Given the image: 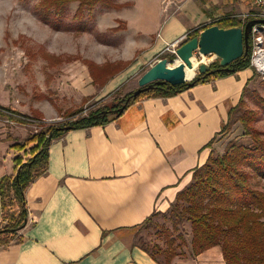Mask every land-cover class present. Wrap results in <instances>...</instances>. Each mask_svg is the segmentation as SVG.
<instances>
[{"label": "crops", "instance_id": "0c3cea01", "mask_svg": "<svg viewBox=\"0 0 264 264\" xmlns=\"http://www.w3.org/2000/svg\"><path fill=\"white\" fill-rule=\"evenodd\" d=\"M190 6L161 0L157 17L140 20L138 31L152 37L149 48L108 80L102 93L126 87L160 58L166 44L189 31L250 10L248 0H197ZM253 75L248 69L173 97L144 98L103 126L53 140L46 172L25 192L22 240L0 249V264H159L135 245L137 229L155 212L168 211L191 183ZM17 156L11 144L0 145V186L14 174ZM1 201L0 189V226ZM172 264L226 262L214 247Z\"/></svg>", "mask_w": 264, "mask_h": 264}, {"label": "rangeland", "instance_id": "374dc122", "mask_svg": "<svg viewBox=\"0 0 264 264\" xmlns=\"http://www.w3.org/2000/svg\"><path fill=\"white\" fill-rule=\"evenodd\" d=\"M46 1L0 0V145L12 147L33 137L46 138L52 127L70 125L98 110L112 109L138 89V79L148 70L137 73L126 87L115 92L100 90L149 48L152 37L138 31V22L157 17L161 0H112L117 7L102 2L81 6L71 1L61 2V9L48 8ZM180 1L189 8L197 0ZM253 11L250 5L248 14ZM162 57L174 66L175 58L171 60L167 54L161 53L155 62ZM193 60L197 67L219 63L215 56L203 58L199 53ZM106 68L108 71H103ZM186 68L196 69L191 64ZM253 73L238 114L251 113L250 129L264 139V79ZM101 74L107 76L92 83ZM244 133L242 124L235 123L218 137L217 152L223 153L230 141L250 143L251 138ZM32 146H27L26 153L19 152L24 161H28ZM10 211L16 214L19 207ZM169 211L159 212L141 225L136 241L149 245L151 250L154 245L165 248L161 233L164 227L176 239L178 252L187 255L189 249L183 241H189V224L174 227L168 219Z\"/></svg>", "mask_w": 264, "mask_h": 264}, {"label": "trees", "instance_id": "16d2710c", "mask_svg": "<svg viewBox=\"0 0 264 264\" xmlns=\"http://www.w3.org/2000/svg\"><path fill=\"white\" fill-rule=\"evenodd\" d=\"M71 1L80 2L81 6H93L96 2H102L109 7L118 6L112 0H51L52 4L47 0L45 5L48 4V8H58L61 2ZM243 24L236 16H227L189 31L184 43L215 25L222 29H231L242 27ZM164 58L167 57H162ZM174 58L175 56L170 57L171 60ZM250 61L251 50L229 66L234 72L223 70L219 63L210 65L211 73L198 74L191 81V88L251 69ZM103 71H108V68ZM106 76L107 74L97 76L93 83L101 82ZM191 88H188L187 84L171 86L156 82L137 97H134L133 93L124 97V102L121 103L120 100L112 109L98 110L70 125L52 127L46 138L33 137L23 144L13 145L12 149L25 153L27 146H33L30 147L28 161H24L22 156H17L14 159V174L4 177L1 181L3 225L0 226V249L22 240L20 232L28 222L25 192L46 172L49 146L53 140L70 130L103 126L111 119L121 116L141 99L173 97ZM242 103L243 98L229 111L228 121L217 136L225 134L235 123L240 122L245 131L244 135L250 137L251 142L247 144L230 141L221 154L213 147L217 137L209 143L211 152L208 160L193 171L191 183L177 195L176 201L171 205L168 219L172 220L174 227L189 224V241H183L189 249L187 255L198 256L211 248L220 247L226 264H264V139L260 133L250 129L249 125L253 120L251 113L238 114L241 112ZM121 107H124L122 112L113 114L116 108ZM17 206L18 213H11V208L14 210ZM157 214L155 212L142 225ZM161 233L165 237V248L154 245L151 250L149 245L139 244L137 241L135 245L159 264H172L176 257L186 256L185 253L178 252L177 241L168 229L163 227ZM156 254L163 258L162 261Z\"/></svg>", "mask_w": 264, "mask_h": 264}, {"label": "water", "instance_id": "95a60500", "mask_svg": "<svg viewBox=\"0 0 264 264\" xmlns=\"http://www.w3.org/2000/svg\"><path fill=\"white\" fill-rule=\"evenodd\" d=\"M256 25H264V20H250L244 27L231 29H222L217 25L205 29L198 36L182 44L177 49L175 60L180 59V64L171 66V62L164 58L151 65L139 78L138 89L133 93V96H139L156 82L167 83L171 86L187 84L188 88H191L193 86L191 81L197 76V73L192 79H187L186 67L195 58L196 53L205 58L215 56L223 70L234 72V70H230L229 66L244 55L249 54L251 50L250 37L252 29ZM198 72L199 74L211 73L210 65L207 63L199 64ZM122 102L124 100H121ZM123 109L124 107L114 110L113 114L117 115ZM69 129L66 128V130Z\"/></svg>", "mask_w": 264, "mask_h": 264}, {"label": "built area", "instance_id": "2783aa9c", "mask_svg": "<svg viewBox=\"0 0 264 264\" xmlns=\"http://www.w3.org/2000/svg\"><path fill=\"white\" fill-rule=\"evenodd\" d=\"M253 13L246 15L242 27L250 20H264V0H248ZM264 25H256L252 29L251 41V61L250 68L264 79ZM188 34L183 35L176 41L166 44L162 54L176 56L177 49L187 40ZM203 57V56H202ZM205 58V57H203Z\"/></svg>", "mask_w": 264, "mask_h": 264}, {"label": "bare ground", "instance_id": "6f19581e", "mask_svg": "<svg viewBox=\"0 0 264 264\" xmlns=\"http://www.w3.org/2000/svg\"><path fill=\"white\" fill-rule=\"evenodd\" d=\"M195 63H194V60L190 62L191 66L196 68L197 64H195ZM178 64H180V59H176L174 61V65H178ZM197 69H198V67L196 69H193V70H189L188 68H186V77H187V79H192L196 75Z\"/></svg>", "mask_w": 264, "mask_h": 264}, {"label": "flooded vegetation", "instance_id": "af4514ba", "mask_svg": "<svg viewBox=\"0 0 264 264\" xmlns=\"http://www.w3.org/2000/svg\"><path fill=\"white\" fill-rule=\"evenodd\" d=\"M116 109H118V108H116Z\"/></svg>", "mask_w": 264, "mask_h": 264}]
</instances>
